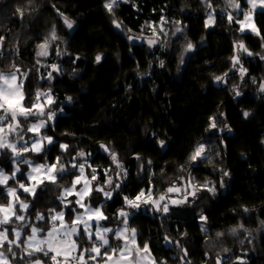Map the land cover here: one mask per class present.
Returning <instances> with one entry per match:
<instances>
[{
	"label": "trees",
	"instance_id": "16d2710c",
	"mask_svg": "<svg viewBox=\"0 0 264 264\" xmlns=\"http://www.w3.org/2000/svg\"><path fill=\"white\" fill-rule=\"evenodd\" d=\"M105 2L0 0V73L18 74L27 107L38 93L54 99L55 119L46 127L54 143L33 161L68 167L58 181L63 185L77 174L80 159L90 177L95 170L97 186L118 175L111 198L95 200L107 217L103 224L120 226V210L129 213L139 246L148 244L157 264H264V9L254 13L257 34L241 30L247 0H236L240 9L228 0H127L113 13ZM64 17L73 22L71 29ZM129 36L156 39L157 45L133 46ZM46 41L49 54L40 57L38 46ZM189 43L193 49L186 51ZM201 145V157L190 160ZM191 181L198 190L187 209L157 210L172 197L184 199L183 186ZM205 183L215 187V195L201 187ZM52 187L40 186L36 197L23 194L31 203L28 219L51 218L65 208ZM141 192L146 195L137 201L140 207H128L124 198ZM6 202L0 189V203ZM116 242L112 234L113 247ZM37 258L49 262L30 256Z\"/></svg>",
	"mask_w": 264,
	"mask_h": 264
},
{
	"label": "rangeland",
	"instance_id": "374dc122",
	"mask_svg": "<svg viewBox=\"0 0 264 264\" xmlns=\"http://www.w3.org/2000/svg\"><path fill=\"white\" fill-rule=\"evenodd\" d=\"M249 9H251L250 18L246 20L244 17V19L242 21H240V24L244 25V28L242 31H244V32L245 31L257 32L258 27H257L255 20H254V13L258 10H262L263 7L260 5L259 0H257L256 7L253 8L252 4H250ZM213 14H214V12H213V8L211 5V7H209L208 11H207L206 23H207L208 27H211L214 25L215 18H214ZM210 16H211V21H209ZM253 25L257 31L252 30ZM152 28L154 31L155 28L154 27H152ZM43 44H45V43H42L41 45H43ZM39 46L37 49V53L42 51V49ZM46 51H47V55H48L49 51H50V42L49 41H47ZM47 55H38V56L44 57ZM17 77H18V74H17ZM20 82L21 81L18 77L16 84H20ZM0 85H3L2 81H0ZM5 87H6V85H5ZM21 93L23 94L22 104L24 106H26L25 105L24 92H23V86L21 88ZM17 98H19V97H17ZM53 100L54 99L52 98V96L49 92L42 98L39 96L37 98L35 104H34V105H39V107H33V109H32L33 113H37V115H29L27 120H25L24 117H22V116H18V120L21 122V129L22 130H20L19 136L13 134V135L8 136V138H7V142L15 143L17 145V149H20L21 146L24 144V142L27 141L28 145H29V151L23 152L21 156L17 157L13 154L11 149H8V148L0 149V169H2L4 174L7 177H9V179L6 181L5 184L0 185V189L2 190V194L4 193V195L6 197V201H7L6 204L0 203V205H7V204L11 203L14 206L12 209V212L0 213V219H2L5 215H8L10 217L8 223H6L4 225H0V229H2L3 226H6L5 229H14L16 231H20L21 232V240H26L27 236H25L24 234L27 233L30 235L31 234V227H38V228H41L44 230L37 237V239H40L43 237V235L46 231L51 230L53 223H55V225L57 226V229L61 233H63L64 231L68 230L71 227L77 228L78 232L82 231L83 230V223L87 222L89 225H91V227L88 230V232L92 234L91 240H89L87 235H85L83 238H81L77 234H73L70 237L61 236V239L68 241V244L62 246L59 249V251L61 252V255L57 257V260L60 262V264H83V262L81 260L76 259V257H79L83 250L90 249L92 247L93 243H95L96 245H100L102 243L100 240H97L95 238L96 224L97 223L101 227H106V228L112 229L111 232L102 234V235H104L105 238L109 239L111 245H112V234H113L114 238H117V236L115 234L120 233V238H117L120 240V242L119 243L116 242L117 245H120L121 247L127 245V249H130L132 253H135L136 246L139 244L137 241L136 231H135L136 243L135 244L132 243L131 238H132L133 233L131 232V229H133V228L130 226V217L129 216H128V223L127 224L122 223L120 226H116V227L106 226L103 224L104 219L103 220H96L95 218L90 219L89 215L86 214V208L80 207L79 205H77L75 203L76 200H80V204H82V205H85L87 207H92V208H100L101 212L104 215V212L102 209V203L96 204L95 200L98 199L102 195L105 199H109V198L104 196V192H111L110 190H112L115 187V183H116V180H114L113 178L114 177L116 178L118 175H115L114 177L111 176L109 180H111L112 183H109V181H108L107 185H104L105 187H102V185L99 184L97 186L94 183V180L92 179V177L89 176L85 166H83L84 172L82 175L79 172V167H77L78 172L75 176H72L71 183L68 185H63L62 183H59L58 181L65 174H68V167L63 166L64 171L59 172L58 169L60 167L56 164H51L49 162L42 163V162H34L33 161L32 157L34 154L41 153L42 151L46 150L49 146H51L54 143L53 137L50 136L46 132L47 131L46 127L48 125V122H52L55 119V116H53L52 119H48V115H47V114L52 113L51 112L52 108L50 106L53 103ZM41 110L44 113L43 115L38 114L41 112ZM41 122L44 123V125H45L44 127L39 128L37 131H27V129L32 124H39ZM6 133H7V129H5V133H0V135H5ZM45 136L51 137L53 139V143L48 144L47 140H42V138ZM33 139L42 140V143L40 145V147H41L40 152H34L31 150V142ZM24 161H28L29 163H25ZM79 161H80L79 164H82V165L85 164V161L83 159H80ZM7 164L11 165L12 169L10 172H8L6 169ZM51 165H56V169H57V171L55 173H50V174L57 175V181H56V183H52L53 184L52 188H54L55 191L59 192L58 193L59 198L65 207L64 209H62L58 212H65V216H64L63 220H56L54 222L51 220L50 225L47 227L46 225L41 224L43 221H39V220L35 219V221L33 222L30 219H28L25 215L26 210H22L19 208V205L21 203H27L29 205V207L31 206V203H28L26 200H24L23 194H28V193H25L23 191V189L20 188V184H25L29 188L33 187L36 184V180L29 179V174H31V176L35 177L36 179H43L45 176V173L47 171V167H50ZM36 166H47V167H42L39 172H35V171H33V168ZM16 168H19L20 171L16 172L15 178H12V174ZM74 168H76V167H73V169ZM77 177L80 178V183L74 184V181L77 179ZM85 181L88 182L87 183V194L81 199V197L78 195V192L80 189L85 188ZM45 183H51V182L45 180V182L43 184L36 187V192L38 191L39 187L44 185ZM204 185H208L209 187H212L211 183L202 184L201 187H203ZM8 187H11L14 190H16V196H8L7 195V188ZM97 188H102L104 191H96ZM67 189H73V191H71L69 193V192H66ZM183 189H185L186 191L188 190L187 195L184 197L185 200L182 198L172 197L170 200V203L167 204L168 206L173 205V206H177L179 208H184V209L188 208V205L190 203H192L196 197V192L198 190V186L193 181H191L188 185L186 184L185 186H183ZM94 193H97V195L95 196V199L93 196ZM193 193H195V195H193ZM166 199L167 198L165 197L164 200H166ZM172 201H176L177 203L172 204ZM72 209H75V211H72ZM58 212H55L53 214V216H55L56 213H58ZM12 213H15V214H18V215H21L24 217L23 220H16L17 222L23 223L22 227H20V225H19V227L12 226L14 224L13 221L15 220V215H13ZM68 213H70L71 218L67 216ZM78 214L83 216V221L73 223L75 216ZM201 217H205V216H201ZM201 217H200V221L202 222V225L205 226L206 220H202ZM9 240H15L14 233H12V238H9ZM19 242L20 241H17V243H19ZM72 242H75V244L77 245L76 250H71V243ZM5 243L6 242H4V244ZM21 245H22L21 249L17 248V247H15L17 250L13 249L15 256H13V253L7 251V248L9 247L8 244H7V246L0 248V252H3L4 255L7 257V264H35L36 259H30V256L27 254V252L32 251V249L29 248V249H27V251H25L24 245L23 244H21ZM103 250H104V248L102 247L101 248L102 253L104 252ZM65 252L69 253L67 260L65 259V256H64ZM36 254L37 255H43L42 253H34L33 255H36ZM54 254L55 253H50V256L54 255ZM90 255L94 256L96 258L90 259ZM37 259H40L41 264H53V261L51 259H49V262H46L43 258H37ZM105 259H106V257L102 258L101 256H96L95 253H88L87 251H84L83 261L86 262V264H105ZM117 259H119V254H116L113 257V260L109 262V264H115V261ZM131 259L134 261H138V264H152V261L154 260L152 254L149 257V255L147 253H144V252H140L138 256H136V255L131 256ZM120 264H128V260L121 259ZM219 264H221V263H219Z\"/></svg>",
	"mask_w": 264,
	"mask_h": 264
},
{
	"label": "snow or ice",
	"instance_id": "6c2138e0",
	"mask_svg": "<svg viewBox=\"0 0 264 264\" xmlns=\"http://www.w3.org/2000/svg\"><path fill=\"white\" fill-rule=\"evenodd\" d=\"M119 2H127V0H106V2L104 3V8L109 12V13H113L114 12V8L118 5ZM248 3L252 4L253 8L256 7V2L257 0H247ZM229 6L235 8V9H240V5L236 2V0H228ZM259 3L262 7H264V0H259ZM209 7H211V5L209 4ZM19 11V9H18ZM250 13H251V9L249 10V12H245L244 16L245 19H249L250 18ZM62 15V14H61ZM229 19H232L231 16H229ZM209 21H211V16L209 17ZM64 23L66 24V26L71 29L73 27V22L70 21L67 17H64ZM115 23V21H114ZM116 27L120 28L121 25L119 23H116ZM244 25H241V30H243ZM252 30L253 31H257L254 27V25L252 26ZM177 31H180V29H177ZM257 34L258 31H257ZM52 38L55 39L56 35H55V31H53L52 33ZM131 39V37H130ZM3 38L0 37V42H2ZM150 44L152 43V41L149 42ZM42 51L38 52L37 55H47V41L45 42V44L40 45L39 46ZM239 48L247 53L248 55H252L251 52L248 51L247 48L244 47V45L241 43L239 45ZM193 49V45L191 43H189L187 45V49L186 51H191ZM59 54V53H58ZM261 59H264V56L261 57ZM101 60L100 56L96 57V61L99 62ZM183 62V60L181 61ZM233 63H239V59L238 58H234ZM161 66H163V62H161ZM53 69L55 70V66H53ZM19 71V69H17V72ZM240 73H241V78H243L245 70L241 67L240 68ZM49 77H51V73L49 74ZM18 77L16 72H9L7 74L5 73H0V81L3 82V85H0V133H5V129H7V133L5 135H0V149L3 148H8L11 149L13 154L17 157L21 156L23 152H27L29 151V145L28 142L25 141L24 144L21 146L20 149H17V145L15 143H11V142H7V138L10 135H17L19 136L20 134V130L21 129V122L18 120V116H22L24 117L25 120H27V118L29 117V115H37V113H33V107H39V105H32V107H26L22 104L23 101V94L21 93V88H22V81L20 82V84H16ZM217 80L222 79L221 77H217ZM6 85V87H5ZM261 91H264V87L261 88ZM40 95H44L42 93H38L37 96L39 97ZM236 95H240L239 92L236 93ZM19 97V98H17ZM69 100H71V97L68 98ZM40 115H43V111L41 110L40 113H38ZM48 115V119H52V117L55 115V113H51V114H47ZM246 118L250 115L248 112H245L243 114ZM44 123L41 122L39 124H32L27 131H37L39 128L44 127ZM212 127H215V124L212 125ZM230 131V129H229ZM42 140H47L48 144H52L53 143V139L51 137L45 136L42 138ZM42 140H36L33 139L31 142V150L34 152H40L41 151V143ZM161 146H163V142L161 141ZM68 145L66 144H61L60 148L61 149H67ZM101 147H104L103 145ZM204 152V147L201 145L199 147H197V149L195 150V152L191 155L190 160L192 161H196L198 157H201L202 153ZM80 156H83L84 153H80ZM112 160L113 162L117 161V157L115 156V154L112 155ZM25 163H29L28 161H24ZM57 162H59V160H57ZM42 167H47V166H36L33 168V171L35 172H39L41 170ZM73 167H76L75 165ZM20 169L16 168L12 174V178H15V174L16 172H19ZM57 171L56 169V165H51L50 167H47V171L45 173V176L43 179H36L35 177L31 176V174H29V179L32 180H36V184L29 188L27 187L25 184H20V188L23 189V191L25 193H28L34 197L38 196V193L36 192V187H38L39 185L43 184L45 182V180L51 182V183H56L57 181V175L55 174H50V173H55ZM59 172H63L64 171V167L63 165L60 166V168L58 169ZM79 172L81 173V175L84 172V168L83 165L79 166ZM224 175H228L227 172L224 173ZM9 179V177H7L3 170L0 169V185L5 184L6 181ZM92 179L95 180L96 176H95V170H93V175H92ZM80 183V178L77 177V179L74 181V184H79ZM87 181H85V188L84 189H80L78 192V195L81 197V199L87 194ZM109 183H112L111 180H109ZM221 186H223V184H221ZM116 188H119V185L117 184L115 186ZM204 189H206L208 192L212 193V195H215V187H209L208 185H204L203 186ZM73 191V189H67L66 192H71ZM96 191H104L102 188H97ZM173 191H179V189H175V188H169L168 192H173ZM7 195L8 196H16V190H14L11 187L7 188ZM146 195L145 192H141L139 195H137L135 197V199H129L127 197H125V203L128 207H131L133 209H138L140 207V205L137 203V201H141V198L144 197ZM193 195H195V193H193ZM104 196L107 198H111L112 193L111 192H104ZM18 198V197H17ZM165 199L164 196H160L159 200L163 201ZM143 203L147 204L149 201L148 200H144L142 201ZM75 203L77 205H79L80 207H85L86 208V214L89 215V218H95L96 220H103L106 219L107 217H105L103 215V213L101 212L100 208H92V207H87L85 205L80 204V200H76ZM153 206H158L159 201H153ZM176 201H172V204H176ZM13 205L11 203L7 204V205H0V213H4V212H12L13 209ZM19 208L22 210H26L29 208V205L27 203H21L19 205ZM157 210L162 211L163 213H168L169 212V207L167 204H165L162 208H158ZM72 211H75V209H72ZM245 211H247V209H245ZM13 215H15V220H23L24 217L15 213H12ZM119 215L121 217H123V223L127 224L128 223V216L129 213L125 212L123 209L120 210ZM65 216V212H58L56 213L55 216H52L51 218L49 217H45L43 214H38L36 216V219L39 221H45L47 222L49 219H51L53 222L56 220H63ZM71 218V217H70ZM10 217L8 215H5L2 219H0V225H4L6 223L9 222ZM202 220H206V217H201ZM83 221V216L82 215H76L73 223H77ZM264 223V222H262ZM91 227V225H89L87 222L83 223V230L79 231L77 230V228L75 227H71L68 230L64 231L63 233H61L58 229L57 226L55 225V223H53V226L51 228V230H48L44 233L43 237L40 239H37L38 235L43 232L44 230L38 227H31V234H27L25 233L24 235L27 236L26 240H21V232L20 231H16L14 229H0V248L4 247V242L7 241L9 247L7 248L8 252L13 253V256H15V253L13 252V247L12 245L14 244L15 247L19 248L21 247V244L24 245V250L27 251V249L31 248L32 251L27 252V254L29 256L33 255L34 253H42L43 256L45 257H49V259H51L53 261V264H60V262L57 260V257L61 255V252L59 251V249L68 244V241L61 239V236L64 237H70L73 234H77L79 235L81 238H83L85 235L88 236L89 240L92 239V234L88 232L89 228ZM242 227V226H241ZM112 229L106 228V227H101L98 223L96 224V233H95V238L97 240H100L102 243L100 245H96L95 243H93L92 247L90 249H86L83 250L81 252V255L79 257H76V259L81 260L83 262V264H86V262L83 261V255H84V251H87L88 253H95L96 256H101L106 257L105 259V264H109L110 261L113 260V257L116 254H119V259H117L115 261V264H120V260L121 259H126L128 260V264H138V261H134L131 259V256L136 255L138 256L140 252H144L147 253L150 257L151 255V250L149 249L148 244H143V246H136V250L135 253H132L130 249H127V245L121 247L120 245H116L115 247H113L110 244L109 239L105 238L104 235H102L103 233H109L111 232ZM232 233L235 234L237 229L233 228ZM131 232L133 233L132 235V243L135 244V229H131ZM11 233H14L15 236V240H9V235ZM117 236V238H120V233H116L115 234ZM218 236L221 235L220 233L217 234ZM17 241H20L19 243H17ZM104 248V252H101V248ZM77 245L75 244V242L71 243V250H76ZM50 253H55L54 255L50 256ZM65 259L67 260L69 253L65 252L64 253ZM96 257L91 256L90 255V259H95ZM0 264H7V257L4 255L3 252H0ZM35 264H41L40 259H36ZM152 264H156L155 260L152 261Z\"/></svg>",
	"mask_w": 264,
	"mask_h": 264
},
{
	"label": "water",
	"instance_id": "95a60500",
	"mask_svg": "<svg viewBox=\"0 0 264 264\" xmlns=\"http://www.w3.org/2000/svg\"><path fill=\"white\" fill-rule=\"evenodd\" d=\"M117 29L119 30L120 28H117ZM129 40L133 46L147 45L150 49H153L157 45L156 39H145V38H139L135 36H129ZM150 41H152L151 44L149 43ZM158 146L162 152L166 151L167 149V144L165 143H163V146H161V142H158Z\"/></svg>",
	"mask_w": 264,
	"mask_h": 264
},
{
	"label": "crops",
	"instance_id": "0c3cea01",
	"mask_svg": "<svg viewBox=\"0 0 264 264\" xmlns=\"http://www.w3.org/2000/svg\"><path fill=\"white\" fill-rule=\"evenodd\" d=\"M249 6H250V4H249ZM263 9H264V7H263Z\"/></svg>",
	"mask_w": 264,
	"mask_h": 264
}]
</instances>
